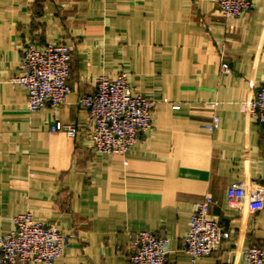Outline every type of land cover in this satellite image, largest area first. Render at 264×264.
<instances>
[{"label":"crops","instance_id":"1","mask_svg":"<svg viewBox=\"0 0 264 264\" xmlns=\"http://www.w3.org/2000/svg\"><path fill=\"white\" fill-rule=\"evenodd\" d=\"M26 42L70 47L60 105L31 112L11 81ZM120 72L154 103L153 125L125 154L97 153L77 100ZM262 85L264 0L236 17L211 0H0V235L29 211L67 237L54 264H132L138 231L168 238L165 264H245L264 243V129L245 107ZM56 121L76 135L49 132ZM237 182L258 185L257 201L230 206ZM205 195L228 238L192 262L181 248Z\"/></svg>","mask_w":264,"mask_h":264},{"label":"built area","instance_id":"2","mask_svg":"<svg viewBox=\"0 0 264 264\" xmlns=\"http://www.w3.org/2000/svg\"><path fill=\"white\" fill-rule=\"evenodd\" d=\"M225 17H236L251 11L252 0H211ZM70 47L64 42H49L38 46L26 42L21 49L20 73L11 81L26 92L29 111L40 110L47 105L56 107L71 91L68 84ZM77 103L86 111L91 122V140L97 153L123 155L152 128L154 103L144 95L134 92L127 73L115 77L100 75L90 93L78 97ZM217 104L216 101L212 106ZM177 107V106H175ZM251 118L264 129V85L253 97L245 101ZM217 115L206 128L218 125ZM62 131L74 137L77 128L73 124L56 121L49 132ZM260 187L247 189L243 183L230 184L226 189L227 203L237 206L247 199L256 202ZM213 203L205 195L191 213L189 229L183 238L182 252L195 260L208 257L228 238V231L209 216ZM67 237L55 223L36 219L31 212L19 213L12 219L8 233L0 235V264H54L63 254ZM169 253L168 238L150 231H138L131 237L128 259L132 264H165ZM245 264H264V243L242 250Z\"/></svg>","mask_w":264,"mask_h":264}]
</instances>
